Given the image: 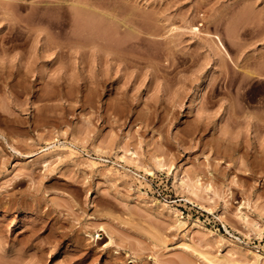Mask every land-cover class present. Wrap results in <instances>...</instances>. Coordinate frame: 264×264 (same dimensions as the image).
I'll return each mask as SVG.
<instances>
[{"label": "rangeland", "instance_id": "374dc122", "mask_svg": "<svg viewBox=\"0 0 264 264\" xmlns=\"http://www.w3.org/2000/svg\"><path fill=\"white\" fill-rule=\"evenodd\" d=\"M0 116V264H264V0H0Z\"/></svg>", "mask_w": 264, "mask_h": 264}, {"label": "bare ground", "instance_id": "6f19581e", "mask_svg": "<svg viewBox=\"0 0 264 264\" xmlns=\"http://www.w3.org/2000/svg\"><path fill=\"white\" fill-rule=\"evenodd\" d=\"M203 85H204V84H203ZM197 97H198V96H197V95H195V98H194L195 100L193 99V100H194V102L198 100V98H197ZM199 97H200V96H199ZM131 154H132V153H131ZM156 162H157V161H156ZM157 163H159V165H160V163H161V162H157ZM161 164H162V163H161ZM156 165H158V164H156ZM146 169H147V168H146ZM195 224H196V223H195ZM4 238H6V237H4ZM0 248H1V247H0ZM1 249H2V248H1ZM1 249H0V250H1ZM3 249H4V248H3ZM2 251H3V250H2ZM11 251H13V250H11ZM255 255H256V260H259V259L263 258V255H261V254H255ZM0 256H2V257H3V255H2V254H0ZM3 259H4V258H3ZM210 260H211V259H210ZM213 262H214V261H213ZM213 262H212V263H213ZM216 264H217V263H216ZM218 264H220V263H218Z\"/></svg>", "mask_w": 264, "mask_h": 264}, {"label": "crops", "instance_id": "0c3cea01", "mask_svg": "<svg viewBox=\"0 0 264 264\" xmlns=\"http://www.w3.org/2000/svg\"><path fill=\"white\" fill-rule=\"evenodd\" d=\"M0 121H1V116H0Z\"/></svg>", "mask_w": 264, "mask_h": 264}]
</instances>
